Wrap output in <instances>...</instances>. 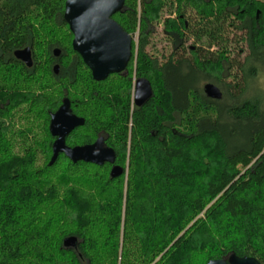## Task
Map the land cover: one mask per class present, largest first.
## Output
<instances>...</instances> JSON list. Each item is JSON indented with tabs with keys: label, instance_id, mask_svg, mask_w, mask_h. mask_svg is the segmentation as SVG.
Here are the masks:
<instances>
[{
	"label": "trees",
	"instance_id": "16d2710c",
	"mask_svg": "<svg viewBox=\"0 0 264 264\" xmlns=\"http://www.w3.org/2000/svg\"><path fill=\"white\" fill-rule=\"evenodd\" d=\"M66 2L0 0V264H264V100H243L264 50V0H125L113 20L132 58L103 82L73 50ZM160 28L168 55L153 46ZM28 48L32 68L15 58ZM139 80L152 89L141 107ZM64 99L85 120L66 145L103 137L114 165L60 155L49 166ZM232 123L245 129L238 144Z\"/></svg>",
	"mask_w": 264,
	"mask_h": 264
},
{
	"label": "water",
	"instance_id": "95a60500",
	"mask_svg": "<svg viewBox=\"0 0 264 264\" xmlns=\"http://www.w3.org/2000/svg\"><path fill=\"white\" fill-rule=\"evenodd\" d=\"M125 0H67L65 4L64 21L75 38L73 50L81 57L84 64L90 69L96 82H103L111 75L124 74L132 58L133 38L113 20L118 13L123 12ZM61 52L56 49L54 56L59 58ZM15 58L32 68L33 59L31 50L17 51ZM55 75L59 73V65L54 67ZM204 94L208 99L220 101L222 91L213 84L204 86ZM152 97L151 85L145 80L135 84L134 101L141 107ZM85 120L77 118L71 109V103L64 99L59 110L51 115L49 126L50 134L55 138L52 146L53 156L49 163L52 167L60 155H64L72 163L83 162L102 167L105 164L114 165L116 154L106 146L103 137L92 145L70 148L66 139L79 127H83ZM122 175V169L113 167L112 178ZM76 238H69L64 242L66 249L74 248ZM208 264H260L257 259L231 255L226 259L213 260Z\"/></svg>",
	"mask_w": 264,
	"mask_h": 264
},
{
	"label": "rangeland",
	"instance_id": "374dc122",
	"mask_svg": "<svg viewBox=\"0 0 264 264\" xmlns=\"http://www.w3.org/2000/svg\"><path fill=\"white\" fill-rule=\"evenodd\" d=\"M161 28L157 30V32L154 34V41L153 46L156 48V50L162 52L165 54V51L167 55L170 53V47H168L167 42L162 38L160 35ZM136 40V38H135ZM241 47H244L245 53L242 59L249 53V49L247 46H244L243 44L240 45ZM255 57V56H254ZM253 57V58H254ZM254 70L257 77L253 78L251 75V71ZM246 81H247V92L245 94L244 99H261L264 100V50L261 52V55H259V58L256 60L252 59L249 61V64L246 67ZM207 84H213L218 87L215 83L212 81L207 82V80L201 81L200 89L203 90L204 86ZM226 103H230L228 100ZM264 104V102H263ZM264 107V106H263ZM231 128H229L234 133V141H232L235 144H238L245 134V129L242 126H239L236 123H232L230 125Z\"/></svg>",
	"mask_w": 264,
	"mask_h": 264
},
{
	"label": "flooded vegetation",
	"instance_id": "af4514ba",
	"mask_svg": "<svg viewBox=\"0 0 264 264\" xmlns=\"http://www.w3.org/2000/svg\"><path fill=\"white\" fill-rule=\"evenodd\" d=\"M136 84V83H135ZM62 103H63V101H62Z\"/></svg>",
	"mask_w": 264,
	"mask_h": 264
}]
</instances>
